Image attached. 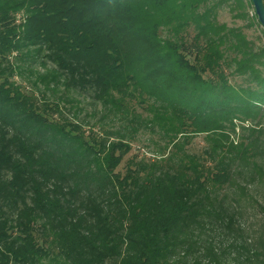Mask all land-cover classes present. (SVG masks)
Segmentation results:
<instances>
[{"label": "trees", "instance_id": "16d2710c", "mask_svg": "<svg viewBox=\"0 0 264 264\" xmlns=\"http://www.w3.org/2000/svg\"><path fill=\"white\" fill-rule=\"evenodd\" d=\"M229 3L0 0V264H264V46Z\"/></svg>", "mask_w": 264, "mask_h": 264}, {"label": "rangeland", "instance_id": "374dc122", "mask_svg": "<svg viewBox=\"0 0 264 264\" xmlns=\"http://www.w3.org/2000/svg\"><path fill=\"white\" fill-rule=\"evenodd\" d=\"M245 1L246 6L243 10L235 7L234 4H224V6L219 10L218 19L221 23H226L231 28L242 29L250 41L255 42L259 46H264V28L261 24H259L258 19L256 18L255 9L251 0ZM239 13L240 15H244L245 13L246 16L238 17L237 15ZM15 79L18 82H22L20 77H16ZM88 112H91V107L87 108L85 100H83V104L81 105V111H79L78 118L75 117V111L71 110L70 105H68L67 109L65 110L66 115L74 121L81 119L84 121L88 120L94 123L96 118L88 117ZM85 129H88L87 126L85 127ZM142 142H145L144 139H141V141L134 143V150L132 151V154L143 155L145 153L146 148L143 147ZM205 145V135H199L196 136L193 140L192 148L200 150ZM130 155L131 154H129V156ZM123 166L124 164H122L119 169L124 170ZM254 194H256V198L259 199V201L264 202L263 190L254 192ZM242 222L243 226L246 229L244 232V238L247 239L249 243H256V240L260 236L261 231H264V211L256 207H247L245 209L244 220H242Z\"/></svg>", "mask_w": 264, "mask_h": 264}, {"label": "water", "instance_id": "95a60500", "mask_svg": "<svg viewBox=\"0 0 264 264\" xmlns=\"http://www.w3.org/2000/svg\"><path fill=\"white\" fill-rule=\"evenodd\" d=\"M258 21L264 28V0H252Z\"/></svg>", "mask_w": 264, "mask_h": 264}]
</instances>
